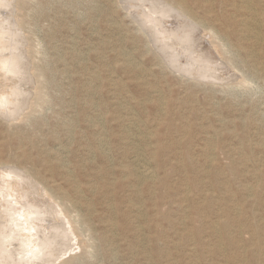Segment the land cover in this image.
<instances>
[{
  "label": "rangeland",
  "instance_id": "obj_1",
  "mask_svg": "<svg viewBox=\"0 0 264 264\" xmlns=\"http://www.w3.org/2000/svg\"><path fill=\"white\" fill-rule=\"evenodd\" d=\"M243 1L185 0L252 81L213 86L157 65L122 0L4 2L43 98L0 117V167L65 205V264H264V0Z\"/></svg>",
  "mask_w": 264,
  "mask_h": 264
},
{
  "label": "bare ground",
  "instance_id": "obj_2",
  "mask_svg": "<svg viewBox=\"0 0 264 264\" xmlns=\"http://www.w3.org/2000/svg\"><path fill=\"white\" fill-rule=\"evenodd\" d=\"M5 1L0 0L3 7L0 13V117L10 121L31 104L30 97H34L32 104L37 106L43 95L40 85L33 88L34 84H42V72L34 64V55L32 57L27 46L28 38L23 36L24 24L18 16L12 15L15 13L8 11ZM122 3L136 23L148 52L157 65L169 73L209 86L252 82L230 55L224 37L194 13L197 5L186 7L185 0L178 3L174 0H122ZM243 7H246L243 34L259 40L257 22L255 26L249 23L256 15L254 10L233 5L236 13H241ZM213 39L219 41V46L213 44ZM142 173L150 177L146 170ZM70 217L65 205L57 202L48 189L39 186L28 172L11 166L0 167V264H65L62 257L79 246Z\"/></svg>",
  "mask_w": 264,
  "mask_h": 264
}]
</instances>
